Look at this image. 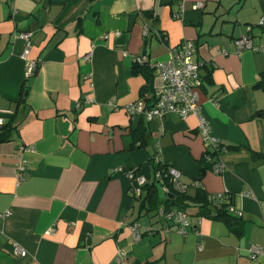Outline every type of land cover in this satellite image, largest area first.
<instances>
[{
	"label": "crops",
	"instance_id": "crops-1",
	"mask_svg": "<svg viewBox=\"0 0 264 264\" xmlns=\"http://www.w3.org/2000/svg\"><path fill=\"white\" fill-rule=\"evenodd\" d=\"M247 24L260 42L264 0H0V121L15 125L0 140V264H112L118 250L121 264H264V49L233 44ZM182 38L203 60L195 110L154 112L158 62ZM199 114L222 172L201 157ZM162 163L205 196L185 200L196 232L156 214L160 190L144 198L135 176Z\"/></svg>",
	"mask_w": 264,
	"mask_h": 264
},
{
	"label": "built area",
	"instance_id": "built-area-1",
	"mask_svg": "<svg viewBox=\"0 0 264 264\" xmlns=\"http://www.w3.org/2000/svg\"><path fill=\"white\" fill-rule=\"evenodd\" d=\"M200 5V2H194L192 4L193 7H196ZM147 29L145 26L144 32ZM24 37L27 36L26 33L22 34ZM236 46H237V51L243 49V48H248L251 50L254 49H264V39L258 44V45H251V41L249 36L242 35L239 37L236 41ZM27 48L23 50V52L20 54L22 58L25 57ZM193 50V46L190 40H184L182 43V46L180 49L177 51L172 50L170 48V56L168 59L165 60V62L160 63V69H161V77L163 79V82L160 88V99L157 102L156 107L152 109V111L157 112L159 109L168 106L172 102V110L177 111L179 115H185L187 112H192L195 110V97L197 95V89L196 87L199 86V75L197 72L198 64L200 62L194 60L191 58V51ZM33 67V63L27 64V72H29ZM163 87V88H162ZM178 102H182V106L179 108L177 106ZM206 119L203 117L202 114H199L198 116V123H199V129L200 132L204 136V140L206 144H209L212 148L210 153L207 150L203 151L202 154V159L204 161H210L211 163V170L215 173L222 172L225 168L224 162L220 158V153L219 155L217 154V148H218V143L219 140L215 139L211 135L208 134V126L207 123L205 122ZM1 124V121H0ZM25 147L20 146L17 150L16 153H19V151H23ZM224 150V147L223 149ZM213 155L217 156L214 157ZM115 169H121L119 166H117ZM226 169V168H225ZM124 173L127 176H135L133 171L131 170H124ZM161 168L156 167L154 169V177L158 178L161 176ZM167 172L170 176V179L172 180V186L175 189H183L185 190L187 185L178 179V175L180 171L175 168L174 166H171L167 169ZM136 180L141 184L144 182L143 176L136 175L135 176ZM195 184H199L198 181L194 180ZM138 186L132 187V191L134 193H138ZM208 199L214 203L215 207H220L221 203L224 200V194L223 193H210L208 194ZM224 208L227 209V211L234 212V214L239 215L240 212L238 209L234 208L232 204H225ZM173 210V209H172ZM167 219L169 217L172 218V216L177 218L178 220L181 219L182 223H185V219H182V214L179 211L176 212H171V211H166V213H162ZM131 233L133 235L134 239H138L140 234L139 231L137 230V227L135 224L131 225ZM18 252L23 253L22 250L18 249ZM248 252L250 256H254L258 253L261 252V248L259 245L252 244L248 247ZM122 255L123 252L117 251V253L114 256L112 264H121L122 262Z\"/></svg>",
	"mask_w": 264,
	"mask_h": 264
},
{
	"label": "trees",
	"instance_id": "trees-1",
	"mask_svg": "<svg viewBox=\"0 0 264 264\" xmlns=\"http://www.w3.org/2000/svg\"><path fill=\"white\" fill-rule=\"evenodd\" d=\"M200 5H201V3H200ZM200 5H198L196 7H199ZM172 15L176 16V15H179V13L178 12H173ZM259 22L261 23V20H259ZM251 25L247 24L245 26V28H246V33L245 34H241V35L236 36V37L233 38V44H234V47H235L236 51H237V46H236L235 41L239 37H241L242 35H246L247 34L249 36V38H250L251 45H253V46L254 45H258L264 39V38L261 39V41L258 42V43H253L252 42L251 34H250L251 33V31H250L251 30ZM184 40H190L191 43H192L193 50L190 53L191 58L196 60V61H198V62H200V63H202L203 60L201 61V59H199V58L192 57L194 55V53H195V50H196V41L193 38H182L178 42V44L176 46H172V50L177 51L178 49H180ZM254 50L256 51L257 49H254ZM221 52L223 53L224 50H221ZM14 127H15V125L13 124V122L11 120L8 121V122H2L0 124V140H4V139L8 138L10 131ZM221 144L218 143V148H217V151H216L217 152L216 155H219V153L221 154L222 151H223L222 150L223 147L225 148L223 143H221ZM204 150H207L210 153H212L211 149H208V147L206 149H204ZM203 151H202V154H203ZM213 156L217 157L215 155H213ZM201 157H202V155H201ZM171 166L172 165L170 163H162V164H158V165L156 164V167H160L161 170H162L161 171V176L158 177V178H155L154 177V171H153L154 180L151 181L150 183L142 182L143 184H141V187L143 185L146 186V191L144 192L145 193L144 194V198L149 199L148 201L152 202V203H154L156 201H159V199H160L159 197H157L158 195H160V194H158V190H160L162 192L161 193V199H160L162 205L158 206V208L156 209V214L158 216H161L163 218L162 220H164V219L166 220L167 218H165V216L162 213L165 214L166 211H171V212L179 211V212H181L182 219H185V223H182L181 219L178 220L176 217L174 218L173 216H172V218L169 217V219H172V230H179L181 232H185L184 227L186 225H190V222H191L190 221L191 219L188 216V214H189V211L187 209L188 208V203L185 202V200L186 199H188V200H198V199L203 198L202 205H204L205 204V201H204L205 196H204L203 192L200 189H196L194 195H188V194L184 193L183 189H175V188H173V186L171 184L172 180L170 179V176H169V174L167 172V169L169 167H171ZM196 185L200 186V184H196ZM141 187L139 185L138 194L141 192ZM134 194H136V193H134ZM162 194H163V196H162ZM220 205H221L220 208L224 207L223 202ZM172 206H173V210H172ZM222 211H223V213L226 216H228V217L225 216L227 223L230 224V225L233 224L234 223V219L230 218L231 216L225 211V209H222ZM205 212H206V210L202 211V213H205ZM206 213L209 215V212H206ZM211 214H212V212H211ZM190 227L192 228V232H196L197 231L196 230V226H194L193 224H191ZM122 258H123V255H122Z\"/></svg>",
	"mask_w": 264,
	"mask_h": 264
}]
</instances>
